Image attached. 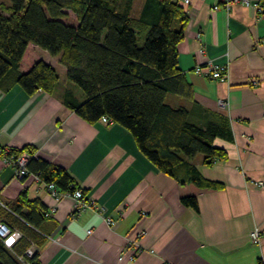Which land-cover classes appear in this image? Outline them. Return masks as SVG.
Returning a JSON list of instances; mask_svg holds the SVG:
<instances>
[{
    "label": "crops",
    "instance_id": "obj_1",
    "mask_svg": "<svg viewBox=\"0 0 264 264\" xmlns=\"http://www.w3.org/2000/svg\"><path fill=\"white\" fill-rule=\"evenodd\" d=\"M250 1L260 2L261 13L240 2L213 10L222 0H189V20L176 46L177 67L197 104L228 120L232 141L214 140L227 158L210 166L202 156L193 161L221 188L180 185L159 172L120 125L78 117L62 100L68 90L83 101L68 81H58L51 94L27 95L17 85L0 89V148L32 147L35 158L67 170L93 201L75 212L71 197L54 202L34 174L18 180L0 157V202L12 204L25 193L46 210L55 206L42 224L47 240L39 264H264V0ZM36 48L34 56L53 66ZM208 62L226 67L223 81L193 72ZM190 195L197 211L180 201ZM255 227L258 245L249 238Z\"/></svg>",
    "mask_w": 264,
    "mask_h": 264
},
{
    "label": "trees",
    "instance_id": "obj_2",
    "mask_svg": "<svg viewBox=\"0 0 264 264\" xmlns=\"http://www.w3.org/2000/svg\"><path fill=\"white\" fill-rule=\"evenodd\" d=\"M139 1L137 16L131 14L135 0H11L0 6V89L17 85L27 95L53 93L59 76L34 56L31 47H38L58 56L65 79L81 92L82 102L68 90L62 95L78 117L90 124L105 117L107 124L120 125L142 155L180 185L221 188L193 163L197 154L205 166L225 160V149L214 140L231 142L232 133L225 117H211L197 104L192 85L177 67L187 7L180 0ZM10 151L29 153L27 173L61 193L80 189L67 170L35 158L32 147ZM180 201L197 211L194 196ZM4 205L10 211L0 206V220L24 237L11 250L0 242L1 262L21 264L16 255L32 242L36 251L27 260L39 264L38 250L47 240L42 231L46 208L25 193Z\"/></svg>",
    "mask_w": 264,
    "mask_h": 264
},
{
    "label": "built area",
    "instance_id": "obj_3",
    "mask_svg": "<svg viewBox=\"0 0 264 264\" xmlns=\"http://www.w3.org/2000/svg\"><path fill=\"white\" fill-rule=\"evenodd\" d=\"M184 5H188L189 0H180ZM204 1V0H200ZM240 2L247 6L254 15L261 13L262 8L260 5V2H251L250 0H222V4L220 5H214L213 10H217L220 7L227 10L230 6V4ZM193 72L196 75H202L206 77H211L212 79L223 81L226 77V67L224 65H217L213 62H208L204 66H195L193 68ZM218 105L224 106V103L222 101H218ZM102 122H107V119L105 117H102L100 119ZM30 154L26 151H22L18 154L11 153L10 149L7 148H0V157L2 159V162L4 165H10L14 169V176L18 180L24 179L25 176L28 175L26 164L29 159ZM37 177V176H36ZM38 178V177H37ZM256 185L258 187H263L261 182H257ZM44 186L46 190L50 193L52 196L54 202L57 203V201L62 197L63 195L71 197L75 201L74 205V211L80 212L84 210L85 208L92 206L93 201L86 197L80 189H75L71 193H63L57 191L56 187L53 184H46L44 183ZM0 206L5 208L6 210L10 211L2 202H0ZM55 212V206L50 208L46 211V215H51ZM104 222L107 226L110 228H113L116 224L115 221H113L110 218H105ZM90 231H88L89 233ZM24 237L23 233L19 231L18 229L10 227L8 224L0 220V242L2 245L6 248L11 250L22 238ZM249 238L251 243L258 245L260 243L261 233L257 227H255L250 233ZM137 251L138 248L133 247V251ZM36 251V247L32 242H30L29 247H27L22 254L16 255L17 260L21 264H32L27 259L32 258L34 255V252ZM133 255L129 256V260H133ZM0 264H3L0 260Z\"/></svg>",
    "mask_w": 264,
    "mask_h": 264
},
{
    "label": "rangeland",
    "instance_id": "obj_4",
    "mask_svg": "<svg viewBox=\"0 0 264 264\" xmlns=\"http://www.w3.org/2000/svg\"><path fill=\"white\" fill-rule=\"evenodd\" d=\"M10 3H11V0H0V6H3V5H5V6H9L10 5ZM140 4H141V1H139V0H135V2H134V8H133V10H132V16H137V14H138V11L140 10L139 9V7H140ZM36 53L37 54H40L39 56H40V58H46V60H48V61H50V62H52V64H53V66H54V68L56 69V71H57V73H58V76H59V84H62L63 82H65V81H67L66 79H65V77H64V73L61 71V64L59 63V61L57 60L58 59V57L57 56H51V55H49L46 51H44V50H42V49H40V48H36ZM53 57H54V59H53ZM55 61V62H54ZM77 91H79L78 90V88H77V86H76V88H75ZM79 93L81 94V92L79 91ZM200 157H201V155L200 154H197L195 157H194V159H193V161H194V163H198L199 162V159H200Z\"/></svg>",
    "mask_w": 264,
    "mask_h": 264
}]
</instances>
